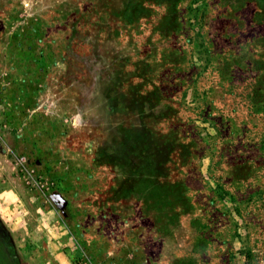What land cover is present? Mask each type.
<instances>
[{
    "label": "rangeland",
    "instance_id": "rangeland-1",
    "mask_svg": "<svg viewBox=\"0 0 264 264\" xmlns=\"http://www.w3.org/2000/svg\"><path fill=\"white\" fill-rule=\"evenodd\" d=\"M0 264H264V0H0Z\"/></svg>",
    "mask_w": 264,
    "mask_h": 264
},
{
    "label": "crops",
    "instance_id": "crops-1",
    "mask_svg": "<svg viewBox=\"0 0 264 264\" xmlns=\"http://www.w3.org/2000/svg\"><path fill=\"white\" fill-rule=\"evenodd\" d=\"M10 215L12 214L13 216H14V213H12L11 211L10 212H8ZM20 218V217H19ZM19 218H17V219H19ZM8 220L6 221L5 219V221L7 222V225L8 226H11L12 228H15V227H17V226H19L22 222H19V220H15L14 219V222H12L10 219H12V218H7ZM10 220V221H9ZM14 230V229H13ZM72 252V251H71ZM71 252H69V251H67L66 250V254H65V256L67 257V259L69 258L68 256H69V254H73V252L71 253ZM69 260V259H68Z\"/></svg>",
    "mask_w": 264,
    "mask_h": 264
}]
</instances>
